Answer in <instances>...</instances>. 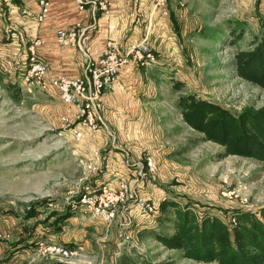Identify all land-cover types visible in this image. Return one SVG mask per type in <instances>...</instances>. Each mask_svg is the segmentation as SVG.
Wrapping results in <instances>:
<instances>
[{
	"label": "rangeland",
	"instance_id": "rangeland-1",
	"mask_svg": "<svg viewBox=\"0 0 264 264\" xmlns=\"http://www.w3.org/2000/svg\"><path fill=\"white\" fill-rule=\"evenodd\" d=\"M167 10L162 17L176 45L165 49L163 58L159 51V82L149 84L147 113L130 132L147 141L143 157L151 156L157 166L159 228L142 239L128 230L130 242L120 244L115 224L107 226L113 230L108 248L103 233L86 232L90 240L79 236L82 240L70 246L76 252L63 261L41 253L36 242L54 230L50 217L72 212L85 190L78 155L82 139L76 137L77 124L63 122L68 108L57 97L50 103L46 92L16 96L17 91L0 90V231L11 235L0 238V264H217L187 259L182 250L157 241V235L173 233L169 203L191 204L199 217L210 213L224 220L238 210L259 214L264 208V163L223 156V147L184 122L178 106L180 97L190 94L233 113L264 106V89L238 77L235 66L239 52L264 39V0H168ZM32 208L38 217L28 218ZM19 242L29 251L16 248Z\"/></svg>",
	"mask_w": 264,
	"mask_h": 264
},
{
	"label": "crops",
	"instance_id": "crops-1",
	"mask_svg": "<svg viewBox=\"0 0 264 264\" xmlns=\"http://www.w3.org/2000/svg\"><path fill=\"white\" fill-rule=\"evenodd\" d=\"M84 1L88 4L82 11L79 8V0H50V13L40 22L38 0H0V90L17 91L16 96L20 91L29 93L31 89L26 84L25 72L30 47L37 39L44 41V44L38 47V54L48 64L50 78L60 75L81 76L87 55L92 58L100 57L109 42L124 50L130 45L147 41L156 52L155 63L147 68L129 64L120 70L116 83L105 95V108L102 112L104 127L98 132L84 131L80 140L81 154L78 155L81 157L80 161L90 162L95 153L99 154L94 160L97 171L89 174V179L84 182L83 187L98 188L104 184L117 187L120 181H124L159 209V186L155 182L159 173H150L145 167L143 157V152L147 150V141L142 142L136 133L130 132L134 125H137L140 114L147 113L148 102L145 101L148 100L150 92L149 84L159 82V51L163 58L164 50L176 45L169 23L162 17L163 13L155 9V0H110L109 14L96 8V3L102 0ZM253 9L257 11L255 5ZM171 19L176 25L177 18ZM76 23H81L86 28L85 52L78 48H63L57 40L58 30L69 29ZM37 90L46 92L50 103L57 97L60 106L65 105L60 102L58 91L54 88L49 87L44 91L33 89L32 94ZM141 98H145L144 101H141ZM137 140L141 142L138 144ZM141 145L144 147L140 148ZM156 159L159 162V155ZM81 167V174H84L86 170ZM71 213L61 232L50 229L49 234L44 233L46 240L72 246L82 240L79 236L88 242L90 239L86 232H98L103 233L101 238L105 243H109L113 230H108L104 222L93 218L83 209L73 210ZM156 216V220L152 221ZM122 218L123 216L115 224L119 226ZM133 220L130 232L136 234L137 239H142L159 228V213L152 217L134 213ZM34 241L35 239H32L31 243ZM23 244L15 247H22L23 252L29 251V248H25L27 245ZM109 246L110 243L106 244L107 248ZM13 247L14 245L9 248Z\"/></svg>",
	"mask_w": 264,
	"mask_h": 264
},
{
	"label": "trees",
	"instance_id": "trees-1",
	"mask_svg": "<svg viewBox=\"0 0 264 264\" xmlns=\"http://www.w3.org/2000/svg\"><path fill=\"white\" fill-rule=\"evenodd\" d=\"M235 60L237 76L264 89V39L255 42L251 50L239 52ZM178 106L184 122L203 134L206 141L223 147V156L264 163V106L233 113L219 103L192 94L180 97ZM169 206L175 211L173 233L156 236L167 249L182 250L187 259L203 263L264 264V208L259 214L238 210L224 220L210 213L199 217L191 204L182 207L170 202ZM71 215H52V228L61 232ZM38 216L36 208L28 211V218ZM117 264L132 263L121 260Z\"/></svg>",
	"mask_w": 264,
	"mask_h": 264
},
{
	"label": "built area",
	"instance_id": "built-area-1",
	"mask_svg": "<svg viewBox=\"0 0 264 264\" xmlns=\"http://www.w3.org/2000/svg\"><path fill=\"white\" fill-rule=\"evenodd\" d=\"M40 13L38 20L44 21L51 9L50 0H38ZM80 10H85L87 1L79 0ZM168 0H155V9L168 14ZM96 8L106 14L110 13V0H102L96 3ZM86 28L81 23H76L69 29L58 30L57 40L63 48H78L84 51V36ZM44 41L37 39L30 47V57L25 72V81L31 89L48 90L49 87L58 91L63 104L68 108L66 115L62 117L65 124H77L76 137L82 139L84 131L98 132L104 127L102 112L105 108V95L111 90L117 81L120 70L126 65H134L147 68L156 61V54L147 41L133 44L124 50L118 48L114 43L109 42L107 49L98 58L87 55L84 72L78 77L60 75L49 77V66L38 54V47ZM95 153L90 162H83L86 172L81 181L89 179V174L97 171ZM145 167L152 174L157 171L155 160L151 156L145 158ZM227 190V189H226ZM230 191L227 190V193ZM247 201V200H246ZM73 210L83 209L95 219L104 222L109 228L115 225L118 219L123 216L119 223L120 232L118 238L121 243L131 240L128 232L134 220V213L144 216L158 214V207L143 196L132 185L120 181L117 187L109 184L101 185L98 188L85 187L80 194L78 201H73ZM11 235L0 231L1 239H10ZM38 250L49 258H69L76 251L70 246L61 245L48 240H37Z\"/></svg>",
	"mask_w": 264,
	"mask_h": 264
}]
</instances>
